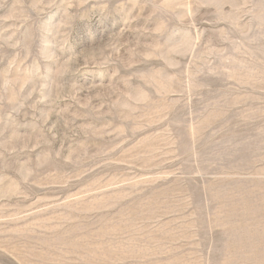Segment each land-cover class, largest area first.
Wrapping results in <instances>:
<instances>
[{
    "label": "rangeland",
    "instance_id": "1",
    "mask_svg": "<svg viewBox=\"0 0 264 264\" xmlns=\"http://www.w3.org/2000/svg\"><path fill=\"white\" fill-rule=\"evenodd\" d=\"M0 264H264V0H0Z\"/></svg>",
    "mask_w": 264,
    "mask_h": 264
}]
</instances>
